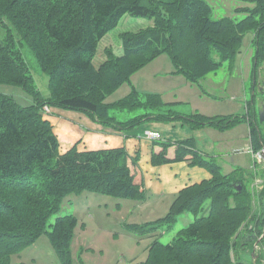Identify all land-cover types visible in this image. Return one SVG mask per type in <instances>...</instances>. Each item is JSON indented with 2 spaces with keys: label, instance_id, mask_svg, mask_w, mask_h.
<instances>
[{
  "label": "trees",
  "instance_id": "16d2710c",
  "mask_svg": "<svg viewBox=\"0 0 264 264\" xmlns=\"http://www.w3.org/2000/svg\"><path fill=\"white\" fill-rule=\"evenodd\" d=\"M247 1L254 7L236 9L248 12L237 21L231 17L213 19L205 0H0V83L33 91L19 48L25 44L48 75L50 90L49 97H37L28 105L0 94V264H10L14 254L42 233L47 234L61 263L72 264L70 242L79 225L77 217L58 216L46 230L48 220L68 194L92 191L146 198L136 156L129 155L124 146L81 149L75 144L61 151L53 124L45 117L46 107L87 112L121 130L144 119H163L159 113H146L119 121L110 113L138 106L159 108L164 103L158 93H144L141 100L132 87L117 101L108 103L105 99L162 53L168 54L175 72L190 82L231 60L247 32H252L255 61L264 59V0ZM127 14L149 18L152 25L123 32L122 53L115 55L108 50L106 59L95 66L92 59L99 41ZM213 52L219 54V61ZM185 118L190 126L214 124L221 128L241 120L197 112ZM248 126L251 147L258 151L264 147V139L252 117ZM172 145L175 156L168 158L165 150ZM162 146L163 150L152 156L153 163L188 160L209 168L211 177L180 189L165 215L145 224V230L170 227L179 214L194 215L170 242L154 239L146 258L135 264H261L263 256L255 251V243L257 238L264 242V185L257 210L251 191L234 177L236 171L221 173L213 159L196 148L193 138L163 142ZM206 201L208 211L201 215ZM246 225L248 236L238 239ZM248 246L252 248L251 260L239 256V250L246 251Z\"/></svg>",
  "mask_w": 264,
  "mask_h": 264
},
{
  "label": "rangeland",
  "instance_id": "374dc122",
  "mask_svg": "<svg viewBox=\"0 0 264 264\" xmlns=\"http://www.w3.org/2000/svg\"><path fill=\"white\" fill-rule=\"evenodd\" d=\"M205 1L211 6L213 19L231 17L238 21L248 12L246 10L237 12L236 9L254 7V3L247 0ZM152 22L149 18L124 15L118 25L99 41L92 59L93 64L99 66L106 59L108 50L115 55L122 53L121 34L123 32L136 31L152 25ZM251 39L252 32L245 33L236 55L231 60L224 61L219 69L208 73L197 82L187 81L181 74H164L165 62L167 59L170 60V57L167 53H162L157 59H153V62L150 61L137 70L128 82L123 83L106 97L105 101L108 103L117 101L135 87L141 100H144V93H156V91L142 92L141 89H156L164 103L159 108L138 106L130 111L113 110L110 113L119 121L146 113H159L163 119H144L127 129L133 131L130 135H134L137 142L136 148L133 147L130 152H127L131 156H136L138 170L146 176L147 186L143 184L146 192L145 199L114 197L92 191L71 193L62 199L59 210L48 220L47 231L50 230L49 225L58 216L73 214L77 217L79 225L70 242L72 264H135L146 258L148 246L154 239L164 244L168 243L179 230L192 221L194 215L183 212L170 227L160 225L153 230H145L148 228L146 223H151L165 215L169 208L166 206L167 203H171L174 198L169 188L172 181L168 183V178L175 174V167L172 166H178L174 164L180 162L187 168L203 169L211 175V171L206 166L190 164L188 160L170 164L159 161L153 163L152 156L156 153L154 146H162L158 142L174 143L184 139L185 132L192 136L195 146L203 155H206V158L213 159L221 173L236 171L234 177L243 181L245 188L251 191L258 210V195L264 185V166L262 162H255L252 157L248 138V119L252 117L256 120L255 125H258V130L264 139V122L259 121L258 113L260 105L264 104V59L255 61V47ZM19 48L28 67L34 89L29 91L14 83L2 82L0 94L11 96L21 105H28L32 104L37 97L41 99L49 97V77L42 71L34 53L27 45H21ZM212 56L215 60H220L219 54L213 52ZM177 80H180L178 87ZM53 109L77 114L79 111L49 106L46 107L47 112H44L45 117L53 124L60 150L66 151L74 144L78 145L68 138V134L71 127L75 130L82 129L81 124L65 118L60 113L54 114ZM192 112L205 113L207 116H237L241 117V120L224 128L214 124L190 126L185 117ZM63 121L68 125L62 123ZM147 125L157 130L154 132L159 133L157 143L141 138L143 127ZM109 131L121 133L122 130L109 126ZM148 131L145 130V133L148 134ZM75 138L77 139L78 136L75 135ZM87 139L88 137L84 138L85 141ZM81 141L79 140L80 143ZM98 148L101 147L94 149ZM168 149L169 147L165 150V156L168 155ZM154 167L159 168L157 174L153 173ZM176 171L178 172L179 169ZM208 207L209 201H206L200 212L201 215L207 213ZM135 224L137 225L134 226ZM142 224L145 226L142 228L138 226ZM247 226H243L238 239L244 240L245 236H248L244 229ZM252 233L254 234L252 237L256 238V231ZM256 240L255 251L261 252L263 256L261 264H264V242H260L259 238ZM251 250L250 246L246 251L239 250V256L250 259ZM19 263L62 264L46 233H42L35 242L11 257L10 264Z\"/></svg>",
  "mask_w": 264,
  "mask_h": 264
},
{
  "label": "crops",
  "instance_id": "0c3cea01",
  "mask_svg": "<svg viewBox=\"0 0 264 264\" xmlns=\"http://www.w3.org/2000/svg\"><path fill=\"white\" fill-rule=\"evenodd\" d=\"M157 57H159V56H157ZM157 57L154 58V60L157 59ZM154 60H151V62H153ZM165 65H166V67H165V72H163L164 74H171V75L180 74V73L175 72L176 68H175L173 62L171 61V59L170 60L167 59L165 62ZM136 73H137V71L135 73H133V76ZM163 73H161V75ZM158 84L160 85L159 82H158ZM179 85H180V80H177V87ZM141 90H143L142 92L153 91V90L156 91V93L159 92L156 89H141ZM146 93H149V92H146ZM151 93H154V92H151ZM158 94H160V93H158ZM76 111H78V110H76ZM53 113L54 114L60 113L63 116H65V118L77 121L79 124H81L80 127L82 129L75 130L74 127H71L70 134H68V138H70L71 141H73V143H78V147L81 149H94L97 147L112 148L113 146L114 147L124 146L126 148V150L128 152H130L131 148H133V147L136 148V146H137V142L134 139V135H130V134H132L131 132H133V131L122 130L121 133L120 132L111 133L109 131L108 125L99 122L97 120V118L93 117L92 115H90L87 112L79 111L77 114L76 112H65L63 110L53 109ZM192 113H194V112H192ZM203 115L207 116V114H205V113H203ZM253 120L256 123V120L255 119H253ZM62 123L67 124V122H65V121H63ZM145 130H149L148 134L145 133ZM154 131H157V130L154 129L153 127H150L149 125H147L145 128L143 127L141 138L146 139V140H152L154 143H157V141L159 139H153V138L149 137V133L154 132ZM75 135L78 136L77 139L75 138ZM85 137H88L87 141L84 140ZM186 138H192V136H190V134L188 132H185V138L184 139H186ZM248 138H249V144H250V149H251L252 147H251V141H250V135H249V126H248ZM77 140H78V142H76ZM79 140H82L81 143L79 142ZM158 143L162 144L163 142H158ZM159 146H154V148H156V149H154L156 151V153H159L163 150V147L162 146L159 147ZM138 148L140 149L141 147H138ZM98 149H100V148H98ZM175 151H176V147L173 145L170 146L168 151H167V154H168L167 157L168 158H174ZM178 163L179 164H177V163L174 164V165H178V166H172V167H175L174 168V170H175L174 176L173 177L170 176L168 178V183L172 181V184L169 186L170 191H171L170 194L172 195V198L175 196V194L180 189H182L188 185H191L193 183H199L202 180L209 179L211 177V175H209L206 170H203V169L193 170L191 168L185 167V165L183 163H180V162H178ZM168 164H170V163H168ZM176 169L177 170L179 169V171L177 172ZM155 170H156V172H155ZM158 171H159V168L154 167L153 173L157 174ZM143 179H144L145 186H147L145 174H143ZM150 179H153V178L150 177ZM164 192H165V189H164ZM85 204L87 205V203H85ZM167 204L168 205H166V206L169 207V204H171V203H167Z\"/></svg>",
  "mask_w": 264,
  "mask_h": 264
},
{
  "label": "built area",
  "instance_id": "2783aa9c",
  "mask_svg": "<svg viewBox=\"0 0 264 264\" xmlns=\"http://www.w3.org/2000/svg\"><path fill=\"white\" fill-rule=\"evenodd\" d=\"M149 137L153 139H158L159 138V133L157 132H150ZM252 153V157L254 158L255 162H262L264 166V148H262L259 151H253L252 148L250 149Z\"/></svg>",
  "mask_w": 264,
  "mask_h": 264
},
{
  "label": "water",
  "instance_id": "95a60500",
  "mask_svg": "<svg viewBox=\"0 0 264 264\" xmlns=\"http://www.w3.org/2000/svg\"><path fill=\"white\" fill-rule=\"evenodd\" d=\"M258 113H259V121L260 122H264V104H261L260 105V108H259V112ZM236 187H237L238 191L241 190V185L240 184L237 185ZM253 252H254V250H253Z\"/></svg>",
  "mask_w": 264,
  "mask_h": 264
}]
</instances>
